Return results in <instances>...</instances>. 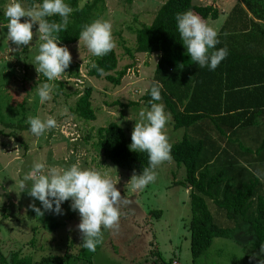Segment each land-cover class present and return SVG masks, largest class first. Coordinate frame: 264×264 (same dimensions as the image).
<instances>
[{"label":"rangeland","instance_id":"374dc122","mask_svg":"<svg viewBox=\"0 0 264 264\" xmlns=\"http://www.w3.org/2000/svg\"><path fill=\"white\" fill-rule=\"evenodd\" d=\"M89 1L92 0H81L80 5L83 6ZM164 1L105 0V10L99 19L110 21L112 24L115 49L119 56L118 70L126 64H132L131 69L135 70V74L127 73L119 85H115L105 76H88V64L94 56L86 46L80 45L83 64L78 49L79 41L61 45L70 50L72 62L62 78L52 82V98L43 104L39 102L37 87L47 80L43 74L38 79L39 74L33 64L41 43L36 34L38 23L33 26L34 38L31 44L19 49L8 40L7 28L5 24L0 23V55H5L0 57V104L4 122L7 123L4 124L0 119V129L8 132V135L0 134V239L8 260H11L13 252H17L18 257H27L34 261L49 255L61 257L60 263L56 261L54 264H144L147 263L144 259L148 253L149 240L143 234L149 233L150 240L155 236L161 257L150 255L149 258L156 257L155 260L164 264H194L191 253L190 195L185 185L174 182L185 179L186 169L183 165H178L172 157L156 169V180L144 189L133 190L130 184H126L124 193L120 188L122 185L117 187L122 196L118 205V226L111 230L102 226L103 240L97 245L95 252L88 251L81 244L82 238L76 227L81 218L78 211L71 209V200L61 205L63 214L46 211L44 216H36L29 206L35 202L37 207H42L40 201H33V198L26 191L22 192L19 187L20 180L34 162L44 163L46 168H63L75 163L77 159L82 168L108 173L116 179L120 175V181L123 178L127 182L130 180L135 171L119 167L106 159L98 149L97 130L110 122H117L124 127L131 140L135 122L139 119V111L150 108L144 104L142 95L151 85L157 56L155 58L153 55L136 53L133 60L126 53L124 46H135L134 29L144 24L149 25ZM237 1L194 0L196 4L215 6L223 14L228 13ZM26 19L22 18V22ZM224 19V15L220 14L217 19L209 18L205 21L219 33V26L224 23ZM82 64L83 71H80ZM78 79L83 82H77ZM88 87L93 88L92 104L97 117L85 121L72 114L71 110ZM132 100L140 101L130 104ZM165 112L168 121L164 131L170 144L180 141L184 135L195 141L200 138V128L196 131L184 127L175 129L171 114ZM30 115L40 116L42 119L52 116L56 118L58 127L37 137L32 134L30 127L20 128V125L28 124L26 121ZM243 131H254V127L242 128L241 132ZM258 136L255 138L258 140L257 145L261 147L264 130ZM251 140L250 137L242 136L239 146L251 147L254 145ZM8 159H11V162L6 166ZM12 196L17 197L20 204L13 223H10L2 212L4 210L10 216L13 214ZM207 202L217 223L231 227L230 220L224 221L218 212L223 210L212 200L207 199ZM153 210H161L160 215L153 216ZM148 221L151 223L147 224ZM31 226L33 230L36 229L35 238L27 240L25 238L28 236L33 237ZM138 226L142 227L141 231H138L139 236L133 231V228L137 229ZM54 231L59 233H52ZM49 236L51 241L48 240ZM25 240L27 247L25 244L21 245ZM254 240L255 235L246 228L235 229L229 236L215 237L212 245L195 264H257V260H250L252 253L260 250L253 245ZM130 247L134 249L129 250ZM134 250V257L130 258L129 255ZM152 252L153 250L150 251Z\"/></svg>","mask_w":264,"mask_h":264},{"label":"trees","instance_id":"16d2710c","mask_svg":"<svg viewBox=\"0 0 264 264\" xmlns=\"http://www.w3.org/2000/svg\"><path fill=\"white\" fill-rule=\"evenodd\" d=\"M7 1L0 0L2 24L8 22L4 16ZM80 1L65 0L73 11L69 14L66 31L58 34L60 45L78 42L83 26L99 19L104 13L105 0H92L83 6ZM20 2L27 9L42 3V0ZM188 10L196 12L204 20L217 19L221 14L219 8L196 4L194 0H165L149 25L134 29L135 46L124 47L133 60L136 53H160L151 85L142 95L144 104L151 106V87L154 81H159L163 85L162 100L156 103L165 105L175 129L184 127L197 130L207 124L210 130L206 135L201 134L196 141L184 135L180 141L171 143V157L186 169L185 179L175 183L190 187L191 253L195 264L212 245L215 237L229 236L235 229L246 228L253 233V245L257 249L264 243V181L257 179L241 164V161L245 162L258 170L259 167L252 162L264 158V139L261 147L257 145L256 139L264 130V0H238L230 8L218 33L220 42L216 45L217 49L226 47L228 55L215 70L199 68L187 55L175 17L177 13ZM49 19L60 22L61 18L54 16ZM258 45H263V48ZM91 63L102 68L104 74L100 75L91 67ZM131 65L126 64L118 70L119 56L114 48L103 57L94 56L88 64L87 75L98 78L105 76L119 85ZM92 92V87L86 88L71 110L72 114L85 121L97 117L92 104ZM139 101L132 100L130 104ZM0 119L4 122L1 104ZM25 126L20 125V128ZM245 127H254V131L241 132ZM7 133L0 129L1 135ZM245 133L246 137L253 140V146H239ZM97 135L98 149L106 159L119 167L141 173L144 167L149 166L146 152L130 150L131 140L119 123L110 122L98 128ZM227 138L232 145L226 141L223 146L221 141ZM251 154L256 160H249ZM207 199L223 210L218 212L224 221L230 220L231 227L217 223ZM160 213L161 210L151 211L153 216H159ZM153 255L160 257L159 251L153 252ZM60 258L49 255L34 261L18 257V253L13 252L11 260H8L0 246V263L54 264ZM162 263L154 258L151 260V264Z\"/></svg>","mask_w":264,"mask_h":264},{"label":"clouds","instance_id":"9594fccd","mask_svg":"<svg viewBox=\"0 0 264 264\" xmlns=\"http://www.w3.org/2000/svg\"><path fill=\"white\" fill-rule=\"evenodd\" d=\"M73 9L65 0H42V3L25 8L20 0H9L4 8L7 18V38L17 49L28 46L34 38L33 26L38 23L36 34L41 41L38 53L34 56L36 71L46 78L47 82L37 87L39 102L51 100L54 84L60 80L72 62V55L67 46H61L58 34L66 31L68 17ZM59 16L60 22L50 20V17ZM22 18H27L22 22ZM176 22L181 41L187 49L190 60L198 64L199 68L208 67L215 70L220 62L228 55V49H217L218 33L201 16L191 10L177 13ZM95 57H103L115 47L110 21L96 19L85 24L79 34L80 45ZM83 64L80 71H83ZM100 75L103 69L91 63ZM163 85L154 81L151 87L150 108L139 111V119L135 122L131 134L130 150L148 154L149 166L144 167L140 174L135 172L127 184L133 190H142L157 178L156 169L164 162L171 160V144L164 131L168 121L161 101ZM26 123L30 125L33 135L41 136L46 131L58 127L56 118L48 116H28ZM241 164L253 175L264 181V171L254 170L247 164ZM111 178L102 175L95 169H85L80 166L79 159L67 167L45 166L44 163L34 162L19 182L22 192H27L33 201H40L42 207L33 202L29 207L36 216H44L46 211L63 214L61 205L71 200V209L78 211L80 223L76 226L82 238V246L90 252H95L97 245L103 240L102 226L113 229L118 226L120 211L118 205L122 200L121 191ZM127 203V201H124ZM259 257V259H257ZM250 260H257V264H264V243L259 252H253Z\"/></svg>","mask_w":264,"mask_h":264},{"label":"crops","instance_id":"0c3cea01","mask_svg":"<svg viewBox=\"0 0 264 264\" xmlns=\"http://www.w3.org/2000/svg\"><path fill=\"white\" fill-rule=\"evenodd\" d=\"M238 2V1H237ZM221 15H224V17H225V19H224V21L226 20V18H227V16L229 15V11H228V13H221ZM208 20V19H207ZM257 21H261V20H259V19H256ZM263 22V21H262ZM223 24V23H222ZM222 24H221V26H222ZM6 25V24H5ZM4 25V26H5ZM221 26H219L220 28H221ZM220 30V29H219ZM217 32V31H216ZM259 46V48H263V45H258ZM139 54H144V55H153L155 58H156V56H157V58H156V62L159 60V58H160V53H153V54H147V53H139ZM155 54V55H154ZM152 82V81H151ZM3 111V110H2ZM207 124H204V125H201V128H200V132H202V134L203 135H206V133L208 132V131H210L209 129H208V127L206 126ZM28 127H30L28 124L24 127V128H28ZM196 131V130H195ZM247 132V131H246ZM199 134V133H198ZM245 136H246V133L244 134ZM215 136H217V135H215ZM218 137V136H217ZM224 138V137H223ZM226 141L228 142V144H230V145H232L231 143H230V141L228 140V138L225 140V141H221V144L223 145V146H225L226 145ZM36 142V141H35ZM34 142V143H35ZM252 142V141H251ZM39 144V143H38ZM30 151H32V147H31V149H30ZM56 155H57V153H56ZM249 157V160H251V161H253V160H256L255 158H254V156L252 157V154L251 155H249L248 156ZM11 162V159H8V161H7V164H6V166H8L9 165V163ZM261 162V163H260ZM252 164L253 165H255V166H257V168L259 167V169L258 170H261V171H264V158H262L261 159V161H256V162H252ZM91 169V168H90ZM254 170H257L256 168H253ZM101 174L102 175H104V176H107V177H109V178H111L115 183H117V187L118 186H120V185H122L120 188H122L123 189V192L125 193L126 192V184H127V180H125L124 178L120 181V175L118 176V179H116L113 175H110V174H108V173H104V172H101ZM175 182V181H174ZM186 186V185H185ZM187 187V192L189 193L190 192V187L189 186H186ZM119 188V187H118ZM264 189V188H263ZM12 204H13V214L10 216L9 215V213H6V211H4L3 210V212H2V215L4 216V218H6L7 220H9L10 221V223H13V221H14V218H15V214H16V212H17V207L19 206V200H18V198L17 197H15V196H12ZM7 204H8V202H7ZM123 212H126V211H123ZM148 217H151V216H149L148 215ZM153 217V216H152ZM149 223H151V221H148L147 222V224H149ZM136 227V226H135ZM139 228H137V229H135V228H133V231H134V233L135 234H137L138 236L140 235V232H138L139 230L141 231V229H142V227L141 226H138ZM53 229H55V228H52V230ZM51 230V231H52ZM31 231H33L32 232V238H31V235L30 236H28L27 238H25V239H29V240H31V239H33V238H35V233H36V229H34L33 230V226H31ZM50 231V232H51ZM52 233H59V232H57V231H54V232H52ZM144 235V237L147 239L148 238V240H149V245H148V253L146 254V258L144 259V260H150V262H148L147 261V263H144V264H151V260H153V259H151V258H149L150 257V251H152L153 250V252H156V251H159V247H158V244L157 243H155L156 242V240H155V236H154V238L152 239V240H150V235H149V233H144L143 234ZM27 240H25V242L23 241L22 242V244L21 245H23V244H25V246L27 247L28 245H27ZM48 240H50L51 241V237L49 236V238H48ZM52 242H54V241H52ZM0 246H1V248H3V245H2V242H1V239H0ZM19 247H21L20 245H19ZM22 247H24V246H22ZM25 248V247H24ZM134 249V247H130L129 248V250H133ZM120 250L121 251H123V249L122 248H120ZM3 251V250H2ZM134 252H135V250L134 251H131V254L129 255V257L130 258H133L134 257ZM153 252H152V255H153ZM149 255V256H148ZM154 256V255H153ZM145 257V256H144ZM154 258H156V257H154ZM145 261V262H146ZM162 264H164V263H162Z\"/></svg>","mask_w":264,"mask_h":264},{"label":"built area","instance_id":"2783aa9c","mask_svg":"<svg viewBox=\"0 0 264 264\" xmlns=\"http://www.w3.org/2000/svg\"><path fill=\"white\" fill-rule=\"evenodd\" d=\"M135 66H136V65H135ZM135 66H134V67H135ZM127 73H134V74H135V70L131 69V67H130V68L128 69ZM77 82H80V83H81V82H83V81H81V80L78 79ZM75 139H76V138H75Z\"/></svg>","mask_w":264,"mask_h":264},{"label":"water","instance_id":"95a60500","mask_svg":"<svg viewBox=\"0 0 264 264\" xmlns=\"http://www.w3.org/2000/svg\"><path fill=\"white\" fill-rule=\"evenodd\" d=\"M3 56H5V55H0V57H3Z\"/></svg>","mask_w":264,"mask_h":264}]
</instances>
